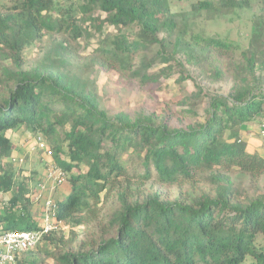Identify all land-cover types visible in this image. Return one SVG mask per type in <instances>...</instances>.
Returning <instances> with one entry per match:
<instances>
[{
  "label": "trees",
  "instance_id": "16d2710c",
  "mask_svg": "<svg viewBox=\"0 0 264 264\" xmlns=\"http://www.w3.org/2000/svg\"><path fill=\"white\" fill-rule=\"evenodd\" d=\"M62 1L67 7L56 9L55 0H13L0 13V54L19 67L23 51L45 34L79 44L89 36L87 23L99 22V31L105 25L112 30L95 59L106 71L149 81L153 63L170 65L185 57L215 81L231 75L234 86L226 97L211 98L204 123L175 128L166 117L109 114L96 95L54 64L5 71L0 232L38 228L25 180L16 179L11 165L1 168L15 150L9 133L26 129L46 138L55 164L66 172L70 191L56 201L59 221L86 227L111 204L99 232L86 241L74 246L75 236L57 233L43 239L54 248V264H264V193L243 198L230 180L233 173L253 182L264 176V155L242 137L244 126L264 118V81L258 76H264V0H202L187 12L172 11L169 0ZM255 7L260 15L244 49L192 28L201 19ZM108 53L124 63H112ZM146 53H152L149 61ZM137 57L142 59L135 65ZM200 176L218 186L214 195L166 201L158 193L141 194L150 182L191 185Z\"/></svg>",
  "mask_w": 264,
  "mask_h": 264
},
{
  "label": "rangeland",
  "instance_id": "374dc122",
  "mask_svg": "<svg viewBox=\"0 0 264 264\" xmlns=\"http://www.w3.org/2000/svg\"><path fill=\"white\" fill-rule=\"evenodd\" d=\"M199 1L202 0H169V3L172 11L187 12L191 10L194 3ZM13 3V0H0V13L8 12ZM55 5L56 9H59L60 6L67 7L63 5L62 0H55ZM97 15H100V20L105 17V14L102 13H97ZM259 15L260 10L255 7L240 10L228 18L212 21L201 19L193 23L192 28L205 36H216L244 49L248 46V40L253 30V20ZM89 23V36L81 39L79 44H69L58 34H45L23 51L19 67L10 56L6 57L0 54V83L5 79V71H17L18 69L29 71L54 64V67L58 66L56 69L60 74L66 76L77 86L96 95L101 108L109 114L114 115L121 112L132 117L142 115L166 117L168 124L175 128H186L204 123L210 111L211 98L226 97L234 86V79L231 75L221 81H215L210 74H205L194 64L188 63L185 57H178V61L170 65L159 61L153 63L148 74L154 79L150 78L149 81L130 78L128 75L120 77L117 72L106 71L97 64L95 59L97 51L104 47V35H110L112 30L105 25L99 31V22H88L87 25ZM137 34L134 33L132 37ZM146 55L147 61H149L152 53H146L143 57ZM106 56L112 63H124L119 61L114 53H108ZM141 59V57L135 58L134 64L137 65ZM178 62L183 64V67L179 66ZM258 76L264 81L263 75L258 74ZM9 86L13 85L9 83ZM2 91L3 85L0 84V92ZM260 135L257 131H253L245 134L244 137H247L246 139L251 144L264 150V138ZM9 136L15 143V150L9 158L4 160L1 168L4 170L8 165H11L16 179L18 181L25 180L34 203V217L39 218L43 202L45 198H48L44 196V193L42 199L37 200L40 187L45 185L46 191L50 190L52 193L56 192L58 188L48 182L45 175L49 163L53 160L42 151H32L37 137L32 135L29 130L19 129L10 132ZM12 158L16 159V162L11 163ZM20 159L23 160L22 163H20ZM230 180L243 198H253L264 193V176L253 182L248 177L233 173L230 174ZM217 187L208 177L200 176L191 185L163 187L150 182L142 187L141 194L148 196L158 193L166 201L176 199L188 201L192 197H198L204 193L214 195ZM50 195L49 198L54 201L63 200L54 198L53 194ZM4 199H6V194L0 191V204ZM109 207L111 204L106 205L103 209L100 220L86 227L63 222L57 236L66 238L75 236L74 246L80 241H86L99 232L101 226L99 223L105 221L104 215L109 211L107 209ZM53 249V246L43 242L35 250L20 255L18 260L25 263L34 261L35 264H54L50 255Z\"/></svg>",
  "mask_w": 264,
  "mask_h": 264
},
{
  "label": "built area",
  "instance_id": "2783aa9c",
  "mask_svg": "<svg viewBox=\"0 0 264 264\" xmlns=\"http://www.w3.org/2000/svg\"><path fill=\"white\" fill-rule=\"evenodd\" d=\"M261 135L264 136V118L261 123ZM42 151L50 159L53 160V151L46 138L40 134L37 136L35 146L32 151ZM23 162L22 159L19 160ZM11 163L16 162V159H11ZM46 180L54 187H60L66 183V172L57 166L53 161L49 163L46 172ZM46 187H40V194L37 200H41ZM42 209L41 225L37 229L31 230H8L0 232V264H16L20 255L35 250L43 239L51 233L59 232L63 222L57 219L59 211L56 201L52 198H45Z\"/></svg>",
  "mask_w": 264,
  "mask_h": 264
},
{
  "label": "crops",
  "instance_id": "0c3cea01",
  "mask_svg": "<svg viewBox=\"0 0 264 264\" xmlns=\"http://www.w3.org/2000/svg\"><path fill=\"white\" fill-rule=\"evenodd\" d=\"M261 121L262 120L259 119L257 122H255V123H253L251 125L244 126L243 129H242V137L248 143L250 150L256 151V152L264 155V150H261V148L259 146H257V145L255 146V145L251 144L250 141L248 139H246L247 137H244L245 134L253 132V131H257L258 135L261 134ZM260 136L264 138V136H262V135H260ZM14 145H15V143H14ZM69 191L70 190H69L68 184L66 183V184L58 187L56 192L53 191V193H52L50 190H47L45 192L44 196L45 197H49V196H51L50 194H53L54 198L64 199V197H66L69 194ZM32 219H33V221L35 222L36 225H37V223H39L37 225V227L40 226L41 225V220H42V209H41V214H40L39 218H35L34 217V210H33L32 211Z\"/></svg>",
  "mask_w": 264,
  "mask_h": 264
}]
</instances>
